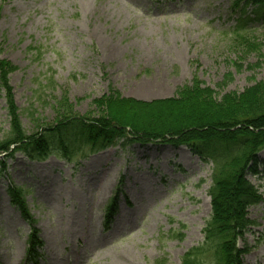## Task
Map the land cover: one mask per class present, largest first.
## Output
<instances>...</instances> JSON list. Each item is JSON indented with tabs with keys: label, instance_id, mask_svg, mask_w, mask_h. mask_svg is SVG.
<instances>
[{
	"label": "rangeland",
	"instance_id": "374dc122",
	"mask_svg": "<svg viewBox=\"0 0 264 264\" xmlns=\"http://www.w3.org/2000/svg\"><path fill=\"white\" fill-rule=\"evenodd\" d=\"M235 5L0 0V53L14 68L6 89L21 127L29 135L70 110L99 118L107 108L116 120L143 127L128 100H170L195 83L222 100L264 80V5ZM8 107L0 86V141L15 122ZM212 167L188 148L164 143L119 144L80 164L18 153L0 170V264H27L30 229L10 205L12 184L26 190L37 220L40 264H182L211 215ZM247 178L263 201L248 208L255 225L239 236L241 264H264V150ZM120 179L123 194L104 225Z\"/></svg>",
	"mask_w": 264,
	"mask_h": 264
},
{
	"label": "trees",
	"instance_id": "16d2710c",
	"mask_svg": "<svg viewBox=\"0 0 264 264\" xmlns=\"http://www.w3.org/2000/svg\"><path fill=\"white\" fill-rule=\"evenodd\" d=\"M235 2L264 4V0ZM10 70L14 68L0 59V86L5 87L8 111L15 121L11 122L6 138L0 141V152L15 145L14 152L20 150L33 158L43 159L59 144V154L69 161H77L121 140L125 143L186 144L213 163L209 190L212 214L203 229V242L184 254L182 264H241L242 251L237 248V239L254 224L248 217V207L262 199L245 174L250 162L264 148V80L240 93H230L222 100L198 83L184 87L178 97L170 100L141 104L128 100L127 103L145 119L147 124L143 127L116 120L108 108L107 116L99 118L90 114L81 117L70 110L60 116L62 119L55 125L42 126L28 135L21 127L13 95L9 88L6 89ZM45 86L41 82L38 90ZM12 196L29 217L22 196L16 195V191Z\"/></svg>",
	"mask_w": 264,
	"mask_h": 264
},
{
	"label": "bare ground",
	"instance_id": "6f19581e",
	"mask_svg": "<svg viewBox=\"0 0 264 264\" xmlns=\"http://www.w3.org/2000/svg\"><path fill=\"white\" fill-rule=\"evenodd\" d=\"M182 147H179V150L181 149ZM258 157H259V155H258ZM255 166H257V164H255V162L251 165V168H255ZM263 201V198L260 200V202H258V203H256V204H253V205H251V206H255V205H258L259 203H261ZM248 211V210H247ZM246 230V229H245Z\"/></svg>",
	"mask_w": 264,
	"mask_h": 264
}]
</instances>
